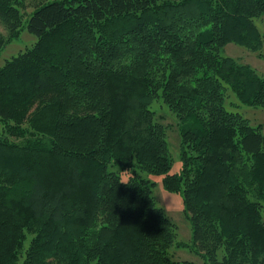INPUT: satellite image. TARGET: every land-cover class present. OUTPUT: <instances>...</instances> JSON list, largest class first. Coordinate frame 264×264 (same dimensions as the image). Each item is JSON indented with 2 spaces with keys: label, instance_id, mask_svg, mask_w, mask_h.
Returning <instances> with one entry per match:
<instances>
[{
  "label": "trees",
  "instance_id": "1",
  "mask_svg": "<svg viewBox=\"0 0 264 264\" xmlns=\"http://www.w3.org/2000/svg\"><path fill=\"white\" fill-rule=\"evenodd\" d=\"M263 17L264 0H0V51L36 37L0 67V264H195L170 257L149 174L205 264H264L261 125L225 108L264 109V77L219 55L260 51Z\"/></svg>",
  "mask_w": 264,
  "mask_h": 264
},
{
  "label": "rangeland",
  "instance_id": "2",
  "mask_svg": "<svg viewBox=\"0 0 264 264\" xmlns=\"http://www.w3.org/2000/svg\"><path fill=\"white\" fill-rule=\"evenodd\" d=\"M39 1L40 0H25L28 12H30L31 7ZM255 25L262 36V48L260 51L253 52L242 46L228 43L220 50L219 55L222 57H229L240 64L248 65L259 76L264 77V17L263 20H257ZM35 42L36 37L29 34L24 25L19 37L10 42L0 51V67L11 57L31 48ZM225 108L228 111L239 113L243 118L247 119L252 126L260 124L264 145V109L241 105L230 92L227 93ZM157 114L162 116L165 119L164 121L169 123V125L174 124V120L171 118L170 114L160 112L159 109H157ZM3 133V126L0 122V134ZM166 142L171 158V168L169 173H178L181 168V162L179 157V137L175 129L166 130ZM147 176L149 180L154 183L152 189L154 202L174 224L175 242L180 245L177 248H170V257L175 261L187 260L192 261L195 264H205L193 251L191 227L189 220L183 211L181 195L167 192L163 188L161 183L163 176L154 174H149ZM262 218L264 221V212L262 213Z\"/></svg>",
  "mask_w": 264,
  "mask_h": 264
}]
</instances>
